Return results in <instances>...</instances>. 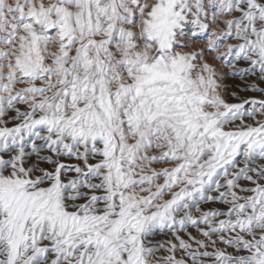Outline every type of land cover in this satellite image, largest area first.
Segmentation results:
<instances>
[{
	"label": "snow or ice",
	"instance_id": "1",
	"mask_svg": "<svg viewBox=\"0 0 264 264\" xmlns=\"http://www.w3.org/2000/svg\"><path fill=\"white\" fill-rule=\"evenodd\" d=\"M261 84L264 0H0V264H264Z\"/></svg>",
	"mask_w": 264,
	"mask_h": 264
},
{
	"label": "rangeland",
	"instance_id": "2",
	"mask_svg": "<svg viewBox=\"0 0 264 264\" xmlns=\"http://www.w3.org/2000/svg\"><path fill=\"white\" fill-rule=\"evenodd\" d=\"M211 59V58H209ZM217 67L219 68V71L221 73H223L226 76V79L223 81L224 85L227 87L229 92L232 91H236L238 86L242 83H244L245 80H254V77L249 75L247 77L244 76H240V77H236L233 75V69L232 68H228L226 66L223 65H217ZM241 70H243V67L245 66H240ZM260 87H264V84L259 85ZM165 237L161 236L158 237V239H164Z\"/></svg>",
	"mask_w": 264,
	"mask_h": 264
}]
</instances>
